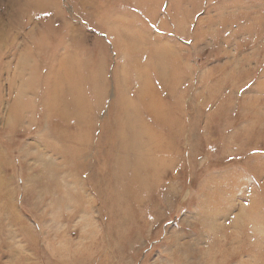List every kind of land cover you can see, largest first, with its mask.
<instances>
[{
    "label": "rangeland",
    "instance_id": "rangeland-1",
    "mask_svg": "<svg viewBox=\"0 0 264 264\" xmlns=\"http://www.w3.org/2000/svg\"><path fill=\"white\" fill-rule=\"evenodd\" d=\"M139 121L120 200L95 142ZM0 264H264V0H0Z\"/></svg>",
    "mask_w": 264,
    "mask_h": 264
},
{
    "label": "bare ground",
    "instance_id": "bare-ground-1",
    "mask_svg": "<svg viewBox=\"0 0 264 264\" xmlns=\"http://www.w3.org/2000/svg\"><path fill=\"white\" fill-rule=\"evenodd\" d=\"M148 80H149V78H148ZM158 80H159L160 84L163 83V81L161 82L160 77H158ZM164 82H165V80H164ZM65 84L67 86L65 88L68 90L64 91V93L62 95L64 97H61V100H59V95H60V93L62 94V92H60L59 94L57 93L58 95L56 96V98L59 102H61V104L64 103V105H62L63 107H65L66 109H69L71 112H72V110H74L75 113L81 115L82 116L81 119L83 121V126H84L86 124V122L89 121V119L91 117H86L83 113V110L74 108V107L79 105L80 96L75 97L73 99L74 103L68 101L69 97H70L69 94H72L71 92H72V89H74L73 86L75 87V85L72 86L69 81H66ZM142 87L144 88L145 91H146L145 87L146 88L148 87L149 93L154 92L152 86H150V84L147 81L143 84ZM153 98L151 99V102H149L148 107L150 110H154L156 112V109L160 108V104L156 98L155 99H153ZM147 102H148V100H147ZM165 110H166L165 108L163 110H160L159 114L157 113L158 111L156 113H153L155 115V117L157 118V120H160V121L164 120L162 114L170 113L169 111H165ZM136 123H137V121H136ZM162 124H164V129L170 128L169 125H166V122H164ZM101 132H102V129L100 130V133ZM126 132H128V131H125V134L128 135L127 138H125L123 131L120 130L119 128L117 129V132L114 133V135L113 134L110 135L111 137L113 136L112 138H113L114 143H113L111 137H109V139H106L103 137V139L101 141L99 136L96 138V142H95L96 143L95 146L98 149H99V147H101L103 145L104 147H106L105 150L107 151V153H108V149L112 148L115 151H117L119 154L125 156L124 159H120L116 156L114 158L115 161L113 162L115 164H113L111 166L109 165V167L112 168V173H113V175L110 177L111 178L110 180L113 183H116V188L118 190L116 196L120 200L123 199L124 196L128 195L130 191L133 193H136L138 196L142 193H145V191L147 189V185H148L145 180L147 179V176H149L148 174H151L150 171L153 172V170H155V168L151 169V167L153 164H155L157 162L158 159H156V158L158 156H160V157L163 156L162 153L159 152V150H161L163 148L167 150V147H168L167 142H165L164 137L161 135H159V137H157L158 134L155 133V130L152 129L149 125H147V123H145V122L139 121L138 126L136 128L131 129L130 133H126ZM85 134L87 137L89 136L88 132H85ZM91 138H94V137H91ZM142 139H144V140L146 139V143H147L146 145L141 143ZM98 140L100 142H98ZM84 141L87 142V141H89V139L86 140V138H84V140H81V142H84ZM93 146H94V143H93ZM139 149H142L143 151H139ZM130 150H136L137 151L135 156H134L133 163L135 165L133 167H131L130 162H128L126 160V156H128V154H130V152H129ZM166 150H165V152H166ZM111 151H112V155H113V150H110V152ZM105 156H109V153L106 154ZM79 157H81V156H79ZM112 161H113V159H112ZM96 166H97V168L95 170V174L97 175L98 173H100V171L97 170L100 168V163H99V165H97V161H96ZM164 167H165V165H164ZM100 170H101V168H100ZM156 170H157V173H159V170L157 168H156ZM96 171H98V173ZM123 182H125V183H123ZM137 195H134V197H136ZM120 211L121 212L123 211L122 208H120ZM124 212H126V211H124ZM126 215L128 216V214H126Z\"/></svg>",
    "mask_w": 264,
    "mask_h": 264
}]
</instances>
